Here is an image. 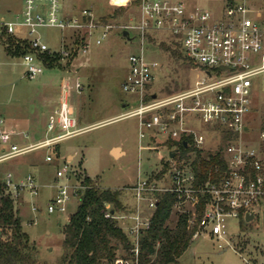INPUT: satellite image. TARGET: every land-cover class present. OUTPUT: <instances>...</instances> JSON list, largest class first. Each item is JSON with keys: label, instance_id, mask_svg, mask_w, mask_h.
Here are the masks:
<instances>
[{"label": "built area", "instance_id": "obj_1", "mask_svg": "<svg viewBox=\"0 0 264 264\" xmlns=\"http://www.w3.org/2000/svg\"><path fill=\"white\" fill-rule=\"evenodd\" d=\"M134 2L135 15L128 25L119 27L104 23L90 9H83L78 16H65L62 0H23L19 13L7 11L10 18L0 17V39L12 38L17 44H28L29 49L20 61L24 78L34 81L46 69L45 54L58 56L59 63L74 61L88 52L92 41L101 46L114 30L134 33L141 52L129 57V72L122 90L135 98L138 107L118 120L139 119V137L150 142L158 166L145 179L138 177L137 183L128 189L134 205L115 219L118 223L132 221L128 229L119 225L129 238L132 252L138 255L140 237L151 227L158 196L173 193L177 195L173 211L189 219L191 243L206 239L226 251L235 247L229 221L248 223L246 216L253 214L255 218L264 207V113H260L259 143L252 147L244 138L253 123L247 116L256 109L253 91L256 85L264 86V20L256 18L251 0H225L219 12L199 8L190 11L185 3L172 0ZM45 28L69 30L70 38L62 40L59 51L51 50L39 35V30ZM156 35L179 44L184 57L202 74L194 89L164 97L149 91L158 64L147 61L145 44ZM82 90L78 80L74 85L63 83L62 98L48 118L47 137L41 142L18 144L15 138L20 134L8 130L4 119H0V164L37 150L54 151L60 143L80 135L83 130L78 128L68 96ZM202 130L205 134L200 133ZM206 133L212 136L211 141L216 139L214 135H220L221 143L211 153L222 146L224 134L233 138L223 145L225 170L218 168L216 177L201 182L194 160L198 151L205 154ZM23 137L29 138L26 134ZM184 137L191 138L194 149L187 158H181L176 148L168 147V143L180 142ZM46 162L52 163L53 157L48 155ZM72 177L69 163L57 169L56 194L48 203L49 214L64 213L71 197H78L84 190L80 182L70 183ZM1 183L14 205L26 192L38 195L32 175L18 179L9 172ZM106 209L105 216L109 217L110 207ZM38 211L33 208V212ZM116 263L121 264L119 260Z\"/></svg>", "mask_w": 264, "mask_h": 264}, {"label": "rangeland", "instance_id": "obj_2", "mask_svg": "<svg viewBox=\"0 0 264 264\" xmlns=\"http://www.w3.org/2000/svg\"><path fill=\"white\" fill-rule=\"evenodd\" d=\"M172 1L185 3L190 11L199 8L219 12L225 5V0ZM133 3L134 0H62V7L64 15L68 17L78 16L83 9H90L104 23L123 27L129 24L136 13ZM251 4L256 18L264 20V0H251ZM22 5L23 0H0V17L10 18L7 11L19 13ZM123 32L121 29L112 31L101 46H96L92 41L86 54H80L75 61L59 63L58 60L55 63L58 67L45 69L34 81L24 78L21 58H14L8 53L10 44L6 40L0 42V119L8 118L13 112L20 116H41L43 97H50L54 103L53 99L60 93L62 83L74 85L78 80L83 90L80 93L70 92L68 101L70 105L79 107L82 126H91L81 135L60 143L58 151L56 148V151L37 150L0 164L2 178L6 173L18 170L22 176L19 179L32 175L36 180L39 172L30 168L28 161L34 159L42 165L47 154L53 157L51 165L44 163L42 166L47 169L45 179L36 180L38 195L31 196L26 192L20 197L21 204H16L22 228L39 251L38 264H57L62 255L63 227L80 203L77 196H72L64 213L47 212L48 203L56 194V179L53 178L56 177L57 169L63 168L67 162L68 155H74L73 161L68 162L74 173L70 181L72 185L79 183V176L87 175L98 181L101 188L122 189L125 193L123 199L130 202L133 200L128 187L134 186L139 176L145 179L158 166L150 142L139 137V119L130 117L117 120L119 115L138 107L135 98L126 95L122 86L129 72V57L140 54V43L134 33H130L132 41H128L123 37ZM70 34L69 30L56 28L39 30L42 41L54 51L62 48V40H68ZM162 46H167L171 51H166ZM145 56L147 61L158 64L153 70L154 82L149 91L157 93L159 97L194 89L200 77L203 78L184 57L181 46L165 36L150 38L145 44ZM253 95L256 109L247 116V120L253 119V123L251 132L244 138L247 144L255 147L259 143L261 131L260 113H264V86L256 85ZM127 104L128 107H123ZM200 133L205 134L203 130ZM206 135L208 142L205 154L209 150L211 153L221 143L219 134L214 135V141L210 140L212 136ZM113 146L122 147L126 155L115 158L111 154ZM161 154L164 155V152ZM34 207L39 211L33 212ZM127 208L130 209L129 206ZM178 215L173 211L168 222L170 228L175 226ZM119 223L124 229L132 226L130 219ZM240 224L236 220L228 223L230 235L235 236V247L221 251L211 241L199 239L191 244L177 264H260L264 259L261 256L264 252V207L251 222L244 224L243 230ZM131 259L127 253L119 252V263L133 264Z\"/></svg>", "mask_w": 264, "mask_h": 264}, {"label": "trees", "instance_id": "obj_3", "mask_svg": "<svg viewBox=\"0 0 264 264\" xmlns=\"http://www.w3.org/2000/svg\"><path fill=\"white\" fill-rule=\"evenodd\" d=\"M6 43L10 44L8 53L14 58H21L29 49L26 42L17 44L12 38H7ZM162 48L171 51L167 46ZM44 60L46 69L59 66L55 64L59 60L56 56L45 54ZM232 138V135L224 134L223 144L215 153L197 152L194 169L201 182L210 176L216 177L218 168L225 170L223 145ZM191 141V138L184 137L180 142L168 143V147L170 150L176 148L181 158H187L194 151ZM78 179L84 190L79 193L76 212L69 216L63 227L62 255L57 264H114L121 251L132 257L133 264H177L191 246L192 231L188 228L186 215H179L173 228L168 226L177 195L165 193L158 196L151 227L141 235L139 252L135 255L128 236L115 219L117 214L129 211L124 203L123 190L101 188L98 181L87 175ZM107 206L110 207L109 217L105 216ZM244 224L241 221L242 230ZM38 256L39 251L22 228L13 200L5 193L0 173V264H38Z\"/></svg>", "mask_w": 264, "mask_h": 264}, {"label": "crops", "instance_id": "obj_4", "mask_svg": "<svg viewBox=\"0 0 264 264\" xmlns=\"http://www.w3.org/2000/svg\"><path fill=\"white\" fill-rule=\"evenodd\" d=\"M13 64H15V63H13ZM23 76H24V74H23ZM62 85H63V83H62ZM62 85H61V87H62ZM59 94L56 95L55 99H53L54 103L51 102V98L50 97H47V98L43 97V100H42L43 113H42L41 116H39V115L38 116H33V115H25V116L21 115L20 116L18 114H14V112H13L10 115H8V118H4V121L6 122L7 129L16 131V132H18L20 134L18 137L15 138V141L18 144L23 145V144H27L28 142H30V143H38V142H41L44 139H46V137H47L46 128H47L48 118L57 109V106H58V104H59V102H60V100L62 98V92L61 91H60ZM68 97H70V95ZM71 107L73 108L74 116H75V118L77 120V123H78V128L83 130L82 133H84L85 131L88 130V127L90 128L91 126H82L83 121H82L81 116L79 117V107L77 105H74V104H71ZM123 107H126V105H124ZM121 115H119L118 117H120ZM118 119L119 118H117V120ZM24 134L28 135L29 138L25 139L23 137ZM56 149L58 151L60 149V147L59 148L56 147ZM115 149L119 150L118 157H115V158L118 159V158L126 155V152L120 146H113L111 148V154H112L113 150H115ZM47 156H48V154L45 156V162L44 163H47V164L51 165L53 162L52 163L46 162V157ZM73 159H74V155H68L67 158H66L67 163L70 162V161H73ZM28 163L30 165V168H33L36 172H39V175L37 176L38 178H36V180H38V179L39 180H44L45 177H46V172H47V169H44L45 167H42L44 163L41 162L42 165H39V162L38 161L36 162L34 159L29 160ZM40 169H42L43 171H41ZM13 174L18 179L22 177L20 172H18V170L15 171ZM53 179L55 180L56 177H54ZM131 187H128V188H131ZM18 203H19V201H18ZM124 203H125L126 207L127 206L130 207V209H128V210H131L132 206L134 205V201L130 202L128 199L124 200ZM19 204H21V203H19ZM15 209H16V204H15ZM67 221H68V219H67ZM261 256H262V258H264V252L261 254ZM259 263L260 264H264V259H263L262 262H259Z\"/></svg>", "mask_w": 264, "mask_h": 264}, {"label": "water", "instance_id": "obj_5", "mask_svg": "<svg viewBox=\"0 0 264 264\" xmlns=\"http://www.w3.org/2000/svg\"><path fill=\"white\" fill-rule=\"evenodd\" d=\"M122 35H123V37L126 38L128 41H132V39H131V37H130V35H129V33H128L127 31H124V32L122 33ZM153 98L155 99V96H154ZM112 153H113L112 155H114V157H118L119 150L115 149V150H113ZM174 156H175V153H172V154H171V157H174ZM253 219H254V215H253V214H249V215L246 216V221H247V222H251Z\"/></svg>", "mask_w": 264, "mask_h": 264}]
</instances>
